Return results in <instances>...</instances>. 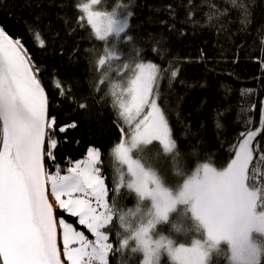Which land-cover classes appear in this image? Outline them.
I'll list each match as a JSON object with an SVG mask.
<instances>
[{
	"label": "snow or ice",
	"instance_id": "snow-or-ice-1",
	"mask_svg": "<svg viewBox=\"0 0 264 264\" xmlns=\"http://www.w3.org/2000/svg\"><path fill=\"white\" fill-rule=\"evenodd\" d=\"M100 3L101 0H87L80 4L83 16L79 19H86L95 40L103 42L98 66L107 64L111 70V62L122 59L121 51L127 47L125 41L131 40L130 35L125 37L124 34L133 13L94 10L93 6ZM232 4L235 6L236 0H232ZM239 7L244 9L241 23L245 24L249 22L250 13L244 5ZM191 15L189 13V17ZM212 19L213 15H209L208 20ZM36 39L43 48L45 42L39 35ZM139 54L140 50L135 49L131 57L123 58V68L130 75L125 81L110 85L112 106L130 133V138L124 139V128L120 127L122 139L112 155L118 165L126 169L125 173L118 168V188L126 187L138 198L136 211L145 201L150 202V206L130 235L121 238L122 234L116 233L119 244L114 248L110 232L105 229H109L118 216L121 227L129 231L131 226L127 220L135 213L120 211L115 203L110 205L109 189L98 167L101 152L95 147H89L86 159L75 162L74 167L67 169V174L62 175L58 166L55 174L49 173L45 157L56 159L53 150L57 148V140L53 133L57 119L49 116L48 97L38 79L39 70L34 71L35 65L27 50L19 38L12 39L0 27V264H63L57 243V218L47 195L49 185L59 209L78 218V224L94 238L90 240L83 231H77L71 223L59 218L63 256L68 264H110V254H123L130 241H135L131 252L143 249L144 264H152L154 259L160 264L162 253H166L173 264H205L206 253L201 241L209 248H216L215 255H226L229 264H264V185L253 183L259 175V165L264 163V152L260 151L257 140L264 131V100L261 101L260 126L252 129L251 116L243 120L246 130L241 131L237 142L230 146L234 156L226 167L202 163L173 189L166 186L157 171L133 157L134 151L142 152L154 141L162 145L165 154L177 148L169 120L158 103L163 73L156 63L135 62ZM238 59L239 49L232 62ZM178 73L179 68L170 71L169 87ZM104 78H108L107 73ZM253 91L244 89L241 94ZM79 107L83 109L86 104L81 103ZM254 109L255 104H252L241 112ZM237 119H240L239 114ZM76 127L73 122L60 126L58 131L64 133ZM221 127L217 121L216 128ZM254 158L256 166H253ZM176 171L183 175L182 171ZM173 214L194 219L198 223L196 232L201 233L203 239H194L191 246L177 245L163 235L153 239L151 230L168 224Z\"/></svg>",
	"mask_w": 264,
	"mask_h": 264
},
{
	"label": "trees",
	"instance_id": "trees-1",
	"mask_svg": "<svg viewBox=\"0 0 264 264\" xmlns=\"http://www.w3.org/2000/svg\"><path fill=\"white\" fill-rule=\"evenodd\" d=\"M85 2L0 0V27L12 39L19 38L27 50L35 65L34 71L39 70L38 79L49 101V116L57 119L53 133L57 140V148L53 150L56 159L45 157L49 173L55 174L58 166L60 173L66 174L73 162L85 157L89 147H95L101 152L98 167L109 189L110 205L115 203L120 211L135 212L138 198L125 187L118 188L116 183L112 150L122 139L120 127L126 135L128 132L109 94L112 82H123L130 75L123 68V58L131 57L135 49L140 50L135 62L156 63L163 73L158 103L169 120L177 148L172 154H165L154 141L142 152L133 153L143 155L141 162L157 171L173 189L202 163L225 167L234 156L230 146L246 130L243 120L251 116L252 129L260 123L264 100V0H236L235 6L232 0H101L105 10H122L124 15L133 13L124 34L130 35L131 40L125 41L127 47L121 51L122 59L111 62V70L107 64L98 66L103 42L96 41L85 20L79 19L82 16L79 5ZM240 5L250 13L245 24L241 23L244 9ZM209 15H213L211 21ZM37 35L45 42L43 48L39 47ZM237 49L239 59L233 63ZM176 68L179 73L169 87V73ZM101 80L104 82L100 83ZM201 83L205 86L200 87ZM244 89L254 91L242 95ZM81 103L86 107L80 108ZM252 104H255L254 110L241 112ZM217 121L222 125L220 129L216 128ZM73 122L76 128H68L64 133L58 131L60 126ZM257 140L260 151L264 152V131ZM47 144L46 138V148ZM256 165L254 158L253 166ZM259 169L253 183L261 186L264 185V163ZM176 170L183 175H178ZM147 206V201L139 204L133 228L146 216ZM55 213L70 217L57 208ZM132 218L129 216L128 220ZM72 220L76 223L75 218ZM174 222L176 230L172 227ZM181 225L187 228L191 225L190 219L173 214L168 224L156 226L151 235H163L185 246L194 239H203L196 231H181ZM105 231L110 232L114 248L119 244L116 233L120 232L121 238L125 236L118 216ZM131 247H134L132 243L123 254H110V264H142V254L131 252ZM160 264L173 263L161 256ZM210 264H229V261L226 255L214 254Z\"/></svg>",
	"mask_w": 264,
	"mask_h": 264
},
{
	"label": "rangeland",
	"instance_id": "rangeland-1",
	"mask_svg": "<svg viewBox=\"0 0 264 264\" xmlns=\"http://www.w3.org/2000/svg\"><path fill=\"white\" fill-rule=\"evenodd\" d=\"M93 8H94V10H102V9H104L105 10V7L103 6V3H100V4H98V5H95V6H93ZM113 10H116V9H109V8H107V10H105V11H109V12H111V11H113ZM119 12L120 13H122V10H119ZM82 13V12H81ZM82 16H83V13H82ZM85 20V22H86V24H87V21H86V19H84ZM89 26V25H88ZM90 27V26H89ZM111 39V38H110ZM147 111V110H146ZM122 121V120H121ZM122 123H123V125L127 128V132H128V134L126 135L125 133H124V136H123V138L124 139H128V138H130V133H129V128H128V126L127 125H125L124 124V122L122 121ZM260 126V123L257 125V127H259ZM256 127V128H257ZM254 130V129H253ZM158 144H159V142H157ZM160 145V144H159ZM161 146V149H162V151H163V148H162V145H160ZM88 151V150H87ZM138 153H140V151H137ZM172 154V153H171ZM86 156H87V153H86V155H85V157L83 158V159H86ZM133 157L134 158H138V159H140V157H142L143 158V155H136V154H134L133 153ZM113 158H114V156H113ZM147 158H148V156H147ZM80 160H82V159H80ZM80 160H78V161H80ZM114 161H115V163H116V173H117V179H116V183L118 182V184H119V172H118V168H119V171H122V172H125L126 173V169L125 168H123L122 166H119L118 165V162L115 160V158H114ZM75 162H77V161H75ZM75 162H73L72 164H71V166L70 167H74V165H75ZM227 166V165H226ZM225 166V167H226ZM147 167V166H146ZM198 167V166H197ZM197 167H195L193 170H192V172L197 168ZM191 172V173H192ZM190 173V174H191ZM67 174V173H66ZM127 180V176L125 175V181ZM182 183V182H181ZM180 183V184H181ZM166 184V183H165ZM179 185V184H178ZM166 186H169V185H167L166 184ZM169 187H171V186H169ZM126 188V187H125ZM172 188V187H171ZM176 188V187H175ZM174 188V189H175ZM48 195H49V199H50V201H51V203H52V205H53V208L54 209H59V207H58V205L56 204V201H55V198L54 197H52V195H51V192H50V185L48 186ZM148 202V201H147ZM148 205L150 206V202H148ZM135 216H137V212H136V210H135ZM63 214H65V215H67V213H65V212H63ZM133 218L132 219H129L128 221H127V223L131 226L130 227V230L129 231H127V232H125V236H128V235H130L131 234V232L133 231V230H135L140 224H138L135 228H133L132 226V224L133 223H135V221H134V215H131ZM59 218H64L65 219V221L67 222V223H71L72 225H73V227L77 230V231H83L84 232V234L91 240V239H94L92 236H91V234L87 231V229L86 228H84L83 226H81V225H79L78 224V218H75V217H69V218H67V217H64V216H59V215H57V229H58V236H59V243H60V251H61V254H62V256H63V240H62V229H60L59 228V224H58V220H59ZM72 218H75V220H76V223L74 222V220H72ZM145 223H146V221H145ZM85 229H83V228ZM123 229V228H122ZM124 230V229H123ZM160 238V236H155V237H153V239H159ZM130 243H132L133 244V246L135 247V241H130ZM192 243V242H191ZM191 243L188 245V246H191ZM77 245H72V247H76ZM226 247V246H225ZM140 253V252H139ZM142 254V253H141ZM161 256H165L170 262H172L171 260H170V258L167 256V254L166 253H162V255ZM63 259H64V261H65V263L66 264H68V261L64 258V256H63ZM142 260H143V254H142ZM173 263V262H172Z\"/></svg>",
	"mask_w": 264,
	"mask_h": 264
},
{
	"label": "clouds",
	"instance_id": "clouds-1",
	"mask_svg": "<svg viewBox=\"0 0 264 264\" xmlns=\"http://www.w3.org/2000/svg\"><path fill=\"white\" fill-rule=\"evenodd\" d=\"M190 221H191V225L190 226L185 228L183 225H181L180 226V230L181 231H197L198 223L194 219H190ZM172 227H173L174 230H176L177 229V224L174 222L172 224ZM200 243L203 245V250L206 253L205 264H210V261L212 259L213 254H217L216 253V248H209L208 245L204 241H201ZM217 247H219V246H217ZM137 251L143 254V249L142 248L137 249ZM142 264H144V261H142ZM152 264H159V261H156L154 259L152 261Z\"/></svg>",
	"mask_w": 264,
	"mask_h": 264
},
{
	"label": "water",
	"instance_id": "water-1",
	"mask_svg": "<svg viewBox=\"0 0 264 264\" xmlns=\"http://www.w3.org/2000/svg\"><path fill=\"white\" fill-rule=\"evenodd\" d=\"M47 195H48V192H47ZM48 199H49V195H48ZM49 202L51 203L50 199H49ZM54 215H55L56 218H57V215H56V213H55V209H54ZM57 243H58V247H59V249H60L59 236H58V229H57ZM60 253H61V251H60ZM61 259H62L63 264H66L65 261H64V259H63L62 254H61Z\"/></svg>",
	"mask_w": 264,
	"mask_h": 264
}]
</instances>
